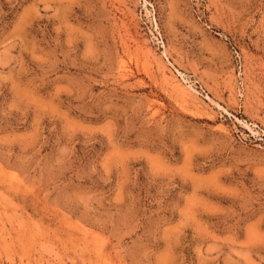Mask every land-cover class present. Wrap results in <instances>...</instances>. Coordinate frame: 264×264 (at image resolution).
I'll return each mask as SVG.
<instances>
[{"label":"rangeland","instance_id":"obj_1","mask_svg":"<svg viewBox=\"0 0 264 264\" xmlns=\"http://www.w3.org/2000/svg\"><path fill=\"white\" fill-rule=\"evenodd\" d=\"M0 264H264V0H0Z\"/></svg>","mask_w":264,"mask_h":264},{"label":"built area","instance_id":"obj_2","mask_svg":"<svg viewBox=\"0 0 264 264\" xmlns=\"http://www.w3.org/2000/svg\"><path fill=\"white\" fill-rule=\"evenodd\" d=\"M203 92H204V90H203L202 88L199 87V91H198L199 96L202 97V96H203Z\"/></svg>","mask_w":264,"mask_h":264},{"label":"bare ground","instance_id":"obj_3","mask_svg":"<svg viewBox=\"0 0 264 264\" xmlns=\"http://www.w3.org/2000/svg\"><path fill=\"white\" fill-rule=\"evenodd\" d=\"M191 88V87H190Z\"/></svg>","mask_w":264,"mask_h":264}]
</instances>
